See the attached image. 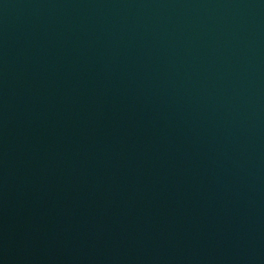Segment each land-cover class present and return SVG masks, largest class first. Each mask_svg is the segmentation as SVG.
Returning a JSON list of instances; mask_svg holds the SVG:
<instances>
[{
  "label": "water",
  "instance_id": "obj_1",
  "mask_svg": "<svg viewBox=\"0 0 264 264\" xmlns=\"http://www.w3.org/2000/svg\"><path fill=\"white\" fill-rule=\"evenodd\" d=\"M0 264H264V0H0Z\"/></svg>",
  "mask_w": 264,
  "mask_h": 264
}]
</instances>
